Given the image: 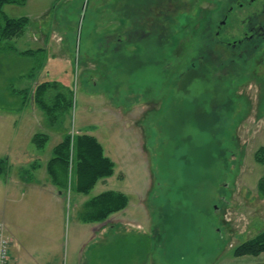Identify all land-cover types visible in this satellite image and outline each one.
Returning <instances> with one entry per match:
<instances>
[{"label": "rangeland", "instance_id": "obj_1", "mask_svg": "<svg viewBox=\"0 0 264 264\" xmlns=\"http://www.w3.org/2000/svg\"><path fill=\"white\" fill-rule=\"evenodd\" d=\"M230 1L2 7L11 19L29 20L21 37L0 42V159L8 162L0 221L10 264H264V253L234 256L264 232V165L255 158L264 148V40L231 49L250 34L247 18L262 1ZM43 82L71 94L69 110L50 122L31 97ZM29 131L47 144L18 146ZM81 133L97 139L113 173L88 195L67 188L60 221L39 224L35 214L46 206H36L31 190L12 188L8 176L29 154L40 151L43 163L66 135ZM105 191L123 194L127 207L113 216L114 230L92 238L77 203Z\"/></svg>", "mask_w": 264, "mask_h": 264}, {"label": "trees", "instance_id": "obj_2", "mask_svg": "<svg viewBox=\"0 0 264 264\" xmlns=\"http://www.w3.org/2000/svg\"><path fill=\"white\" fill-rule=\"evenodd\" d=\"M25 2L26 0H0V42L21 37L29 25V20L26 18L7 17L2 7L11 4L20 6ZM42 52V50L34 52L28 50L19 54L30 57ZM32 98L49 122L53 119L52 116L58 119L59 115L67 112L71 107V94L56 82L39 84ZM47 141L46 135H35L32 139L33 145L39 148L41 146L43 148ZM51 153L46 173L50 182L62 193L70 188V191L73 190L77 194L88 195L98 181L110 177L113 173V163L104 155V150L97 139L88 134L66 135ZM255 158L259 164L264 165V148L256 152ZM7 167V160L0 159V176L6 173ZM258 189L264 197V178L259 181ZM127 203L128 199L123 194L113 191L100 193L84 203L80 213L81 221L87 224L102 223L109 216L125 210ZM263 253L264 232L257 238L238 246L234 256H258Z\"/></svg>", "mask_w": 264, "mask_h": 264}, {"label": "crops", "instance_id": "obj_3", "mask_svg": "<svg viewBox=\"0 0 264 264\" xmlns=\"http://www.w3.org/2000/svg\"><path fill=\"white\" fill-rule=\"evenodd\" d=\"M26 51H28V50H26ZM29 51H31V50H29ZM42 51H43L42 54L44 55L45 50L42 49ZM12 52L21 56L19 53L24 52V51H17V50L12 49ZM21 57H24V56H21ZM33 57H35V55L30 56V57H26V58H33ZM41 63L42 64L40 65V67H44L45 69H47L49 64H50L49 61H45L44 59ZM45 69H43V72L45 71ZM29 72H30V74H32L33 68ZM30 74L28 73V77H30ZM39 84H41V83H39ZM36 87H34L31 90V97L33 96V93H34V90ZM18 92L20 93L21 91H18ZM24 94H25V91H24ZM23 106H24V103H23ZM35 107L37 108L36 105H35ZM28 118L33 119L35 117L34 116H31V117L28 116ZM28 134H29V138H28L29 140L28 139L27 140L29 141V143L26 139L23 140V141H25V143L21 139H19V140H17L16 144L18 146H19V144H22L24 146H27L28 149H30L29 145L31 146L33 144V142H32L33 137L35 135H38V134L32 133L31 131H29ZM38 153H40V151ZM38 153H31L28 155V157L27 156L25 157V159L22 163L14 164V167H15L14 169H16L17 175L15 173L12 175H9L7 180L10 181V183L13 185L12 188H15L18 190L24 189V190H26V193H27L28 189L31 190V192L35 195L36 206L40 207V206H42L41 205L42 203L46 206V210L45 209L44 210H41V209L37 210V212L35 214L36 220L40 224L41 219H43V221L46 222V224L48 226L52 225V227H54L55 224L58 223V221H60V219H61L60 209L63 208V205H64V199L63 198H64L65 194H63L61 191H59L50 182V180L47 176L46 165H47L48 161L50 160L51 155L48 157H44L43 163H39L38 161H39L41 155H38ZM25 173H28L27 177H28L29 181L27 178L23 179L21 177ZM26 193H25V191H22V195L25 196ZM85 202H87V201H85ZM85 202H83V203L78 202L77 203L78 208L80 206H82V208H83V205ZM81 211H82V209H81ZM114 215H116V214L109 216L102 223H88V224L84 223V224H87L89 226L92 225V227L89 230L90 233H92V238H95L97 236L104 237L105 233L109 232L110 230L115 229V224L120 223V222H117L116 219H113ZM79 220L81 221V217H79ZM10 242H11V240H10Z\"/></svg>", "mask_w": 264, "mask_h": 264}, {"label": "flooded vegetation", "instance_id": "obj_4", "mask_svg": "<svg viewBox=\"0 0 264 264\" xmlns=\"http://www.w3.org/2000/svg\"><path fill=\"white\" fill-rule=\"evenodd\" d=\"M239 1L245 0H232L230 4H237ZM255 1H262L261 9L256 11L252 16L247 18V23L245 25V30L247 33H250L248 36L246 33L243 34L241 40H239L236 44L231 46V49H241L244 48V45L251 43H259L264 40V0H248V3L251 5ZM232 10V7L228 8V12ZM226 18V16H225ZM178 84V83H177Z\"/></svg>", "mask_w": 264, "mask_h": 264}, {"label": "built area", "instance_id": "obj_5", "mask_svg": "<svg viewBox=\"0 0 264 264\" xmlns=\"http://www.w3.org/2000/svg\"><path fill=\"white\" fill-rule=\"evenodd\" d=\"M10 240L5 235V228L0 221V264H10Z\"/></svg>", "mask_w": 264, "mask_h": 264}]
</instances>
